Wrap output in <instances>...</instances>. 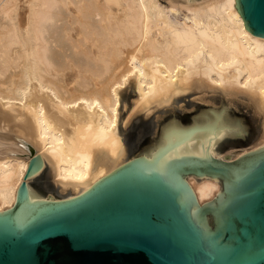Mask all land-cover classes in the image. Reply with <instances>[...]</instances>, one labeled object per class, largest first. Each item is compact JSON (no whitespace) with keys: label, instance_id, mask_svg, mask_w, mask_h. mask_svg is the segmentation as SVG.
Wrapping results in <instances>:
<instances>
[{"label":"bare ground","instance_id":"bare-ground-1","mask_svg":"<svg viewBox=\"0 0 264 264\" xmlns=\"http://www.w3.org/2000/svg\"><path fill=\"white\" fill-rule=\"evenodd\" d=\"M234 3L0 0V211L15 203L30 151L62 198L77 195L126 161L133 119L186 97L213 105L217 94L226 103L181 125L214 128L165 152L157 172L182 156L236 158L264 144V38L244 28ZM240 99L259 125L256 139L221 153L242 134L228 109ZM161 144L162 134L143 156ZM185 180L200 204L219 191L213 179ZM34 182L28 200H45Z\"/></svg>","mask_w":264,"mask_h":264},{"label":"water","instance_id":"water-1","mask_svg":"<svg viewBox=\"0 0 264 264\" xmlns=\"http://www.w3.org/2000/svg\"><path fill=\"white\" fill-rule=\"evenodd\" d=\"M234 7L244 28L264 38V0ZM213 128L172 117L151 158L129 147L124 163L68 198L39 186L42 159L30 151L15 203L0 211V264H264V144L236 158L182 156L156 171L165 152ZM190 176L216 181V196L198 203ZM28 180L45 200H28Z\"/></svg>","mask_w":264,"mask_h":264},{"label":"rangeland","instance_id":"rangeland-1","mask_svg":"<svg viewBox=\"0 0 264 264\" xmlns=\"http://www.w3.org/2000/svg\"><path fill=\"white\" fill-rule=\"evenodd\" d=\"M209 96L214 98L213 101L215 105L207 104L197 99L195 100L193 99V96H190L186 97L181 103L175 104L173 107L164 108L160 110V112L158 111L157 113L151 114L148 118L139 117L137 119H133L128 125V127L124 128V141L129 145V147L136 150V152L144 151L146 149L150 150L160 140L161 125L164 124L167 120L173 117L179 121L180 125H188L192 123L193 116L201 114L206 110H209L212 106L218 108L225 105L226 103V99H219V97H217V94H210ZM243 102H245L244 99L236 100L235 103L237 105H230L228 109L231 117L233 118L230 119V121L233 124H237L236 126L243 130L242 134L247 135V137L249 136V138L247 140H244L246 141V144L244 142H240L239 140L237 142L238 144L236 143L237 145L234 146L229 145L231 144L229 142H225V146L221 148V153H226L228 151L240 150L242 148L249 147L253 144L254 140L256 139L258 133L257 131L259 130V125L255 123V121L252 119L250 110L245 107ZM127 109L128 106L126 105V108L122 111V118L125 116ZM188 119V122L181 121H186ZM242 134L239 137H242ZM235 137L238 136L233 135V139ZM151 139L153 140L152 142H150ZM44 184L49 187L52 185V180H50L43 174L40 179L39 186H44ZM56 193L60 196L67 194V192L63 193L57 189Z\"/></svg>","mask_w":264,"mask_h":264}]
</instances>
